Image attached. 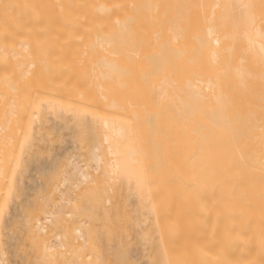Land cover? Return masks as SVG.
<instances>
[{
    "label": "bare ground",
    "instance_id": "obj_1",
    "mask_svg": "<svg viewBox=\"0 0 264 264\" xmlns=\"http://www.w3.org/2000/svg\"><path fill=\"white\" fill-rule=\"evenodd\" d=\"M61 31L100 46L38 43ZM79 62L116 146L129 127L167 263L264 264V0H0V202L30 97Z\"/></svg>",
    "mask_w": 264,
    "mask_h": 264
},
{
    "label": "rangeland",
    "instance_id": "obj_2",
    "mask_svg": "<svg viewBox=\"0 0 264 264\" xmlns=\"http://www.w3.org/2000/svg\"><path fill=\"white\" fill-rule=\"evenodd\" d=\"M38 34L47 50L71 56L100 46V32ZM92 68L74 63L59 78L62 90L33 94L15 128L13 177L0 202V264H168L148 183L134 172L129 127L116 146ZM75 86L85 95L73 94Z\"/></svg>",
    "mask_w": 264,
    "mask_h": 264
}]
</instances>
